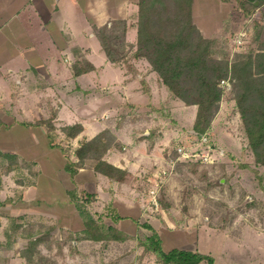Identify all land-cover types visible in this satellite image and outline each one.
Listing matches in <instances>:
<instances>
[{"label": "rangeland", "instance_id": "rangeland-1", "mask_svg": "<svg viewBox=\"0 0 264 264\" xmlns=\"http://www.w3.org/2000/svg\"><path fill=\"white\" fill-rule=\"evenodd\" d=\"M252 7L246 5V11ZM257 13L259 16L254 20L240 12L234 13L231 19L238 30L230 28L228 35L209 37L214 40V61L228 66V74L220 81L219 108L209 129L202 136L196 132L194 107L184 114L163 107L166 110L159 114L158 117L167 120L166 127L169 124V128L177 132L168 149L172 158L168 168H174L172 173L163 168L154 173L152 179L148 175L127 174L122 181L107 176L111 184L87 175L79 183L78 177L65 166L64 176H61L63 184L47 193L41 188L53 177L59 160L54 151L47 149L44 138L39 137L26 147L23 142L15 141L21 156L36 157L39 162L6 156L9 153L0 150V189L11 194L6 200L22 199V194L14 188L20 190L32 182L42 186L29 194L28 213L8 220L10 230H7L5 249H12L13 254L18 249L26 252L31 259L27 264H161L156 253L146 249V238L153 230L143 224L150 223L160 234L166 250L172 247L199 250L213 255L216 264H264V164L257 160L249 143L237 104L240 80L232 67L243 57L241 55L255 57L264 50V11L254 14ZM120 26L119 21H115L112 29L105 31L108 41L118 50L114 51V56L124 51L129 54L131 50ZM243 28H247L249 37L245 48L239 51L233 38ZM185 84L192 89L194 82L189 80ZM191 105L198 107L195 103ZM40 113L33 111V120L46 123L55 144L66 151V164L73 162L71 156L79 144L68 139L65 124H56L55 111H43L44 117ZM129 114V119H139L143 111L131 109ZM1 133V141L9 138L6 131ZM105 136L107 145L118 144L112 133ZM184 146L190 155L179 151V147ZM103 150L99 145L93 147L90 154L94 157ZM85 159L80 162L83 164ZM80 162L74 165H82ZM155 186L158 206L150 192ZM70 190L77 192V199L72 198ZM88 193L94 195L90 201ZM79 205L104 231L114 225L125 237L88 238L85 214ZM14 242L19 244L14 246ZM5 249H0L2 258H6Z\"/></svg>", "mask_w": 264, "mask_h": 264}, {"label": "crops", "instance_id": "crops-1", "mask_svg": "<svg viewBox=\"0 0 264 264\" xmlns=\"http://www.w3.org/2000/svg\"><path fill=\"white\" fill-rule=\"evenodd\" d=\"M241 1L193 0V20L206 37L228 35L230 28L239 29L231 19L234 13L247 17L246 5L253 3L257 12L264 11V0ZM138 13L139 0H0V135L6 131L9 137L0 140V150L39 162L36 157L21 156L15 141L26 147L41 137L59 160L54 178L49 177L45 187L32 182L20 190L14 188L22 194L21 200H6L11 194L0 189V249L6 248L8 220L28 213L29 194L41 187L48 193L63 184L66 151L55 144L45 122L33 120V111L41 112V117L43 111H55L56 124H81L82 131L68 138L79 146L109 129L118 144L108 148L103 159L126 170L128 176L152 179L163 168L169 173L168 149L177 132L158 116L166 110L163 107L182 114L194 107L196 118L198 107L175 96L148 58L135 54ZM118 20L124 23L131 50L112 60L97 30ZM131 109L143 111L142 118L129 119ZM77 148L71 156L74 163L80 161ZM85 158L82 165H74L76 180L80 183L89 175L110 183L107 175L94 168L95 160ZM11 250L5 249L6 258L0 256V264L28 263L23 251L13 254Z\"/></svg>", "mask_w": 264, "mask_h": 264}, {"label": "trees", "instance_id": "trees-1", "mask_svg": "<svg viewBox=\"0 0 264 264\" xmlns=\"http://www.w3.org/2000/svg\"><path fill=\"white\" fill-rule=\"evenodd\" d=\"M238 1L242 3L241 0ZM192 2L193 0H139L138 41L135 54L148 58L175 96L183 99L187 104H197L194 129L202 136L209 129L212 118L219 108L222 96L220 81L228 74V66L214 61L212 57L214 40L204 36L194 22ZM251 5L253 7L250 10L246 11L245 8V14L250 18L253 16L254 20L259 15L254 14L257 12V6L253 3ZM119 23L122 37L125 38L124 23L121 21ZM111 27L98 28L97 35L108 56L112 60H119L126 55V52L114 56L118 50L108 41L109 36L105 32L114 28ZM241 56L243 57L232 66L240 80L241 91L237 96V104L245 121L249 143L257 155V160L264 164V50L255 57L251 54ZM87 66L89 67V64ZM80 70L83 71L85 68L77 71ZM189 80L194 82L192 89L186 87L185 82ZM64 130L69 137H74L82 131V125L79 123L66 125ZM108 133H111L109 129L103 130L92 139L83 142L76 149V154L80 161L87 156L95 157L97 161L94 168L97 171L112 180L122 181L128 172L103 159L104 153L111 147L106 143L105 134ZM99 145H102L104 150L93 157L90 151L93 147L98 148ZM5 155L17 157L13 153ZM66 169L72 174L78 171L74 167V162L67 163ZM70 194L73 199H77L75 190H70ZM93 196L88 193L87 199L90 201ZM2 205L3 200L0 198V215ZM79 209L85 214L87 226L85 232L88 233V238L100 240L125 237L124 233L114 225L107 226V231H104L102 225L95 223V218L83 209L82 205H79ZM143 225L153 230V233L146 238V249L156 253L161 264H202L204 261L207 264H216L213 255L199 250L180 247L164 249L158 231L150 223ZM24 255L30 259L26 252Z\"/></svg>", "mask_w": 264, "mask_h": 264}, {"label": "built area", "instance_id": "built-area-1", "mask_svg": "<svg viewBox=\"0 0 264 264\" xmlns=\"http://www.w3.org/2000/svg\"><path fill=\"white\" fill-rule=\"evenodd\" d=\"M249 19H252V17H248ZM248 19V21H249ZM248 37H249V33H248V30L247 28H243V30H240L236 35L235 37L233 38V43L235 45V48L236 50H239V51H242L243 47L245 48V43L247 42L248 40ZM242 49V50H241ZM179 151H181V153L183 155H190L188 152V148L186 146L184 147H179ZM156 186L155 187H152L150 188V192L152 193V196H153V201L155 202V205L158 206V201L156 200V198H154L155 196V193H156Z\"/></svg>", "mask_w": 264, "mask_h": 264}, {"label": "water", "instance_id": "water-1", "mask_svg": "<svg viewBox=\"0 0 264 264\" xmlns=\"http://www.w3.org/2000/svg\"><path fill=\"white\" fill-rule=\"evenodd\" d=\"M256 3H258V2H256ZM195 131V130H194Z\"/></svg>", "mask_w": 264, "mask_h": 264}]
</instances>
